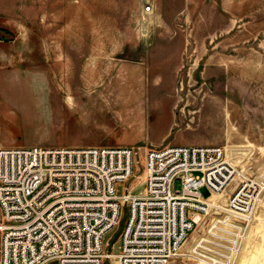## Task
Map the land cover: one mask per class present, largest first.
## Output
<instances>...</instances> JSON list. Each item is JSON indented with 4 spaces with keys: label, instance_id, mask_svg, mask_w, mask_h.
I'll return each instance as SVG.
<instances>
[{
    "label": "rangeland",
    "instance_id": "374dc122",
    "mask_svg": "<svg viewBox=\"0 0 264 264\" xmlns=\"http://www.w3.org/2000/svg\"><path fill=\"white\" fill-rule=\"evenodd\" d=\"M21 11L0 15V147L132 146L140 190L148 149L223 145L237 172L168 264H264V0H22ZM47 40L69 41L67 70L47 64ZM78 51L103 57L83 65ZM243 185L250 204L231 209ZM126 211L104 264H116Z\"/></svg>",
    "mask_w": 264,
    "mask_h": 264
},
{
    "label": "built area",
    "instance_id": "2783aa9c",
    "mask_svg": "<svg viewBox=\"0 0 264 264\" xmlns=\"http://www.w3.org/2000/svg\"><path fill=\"white\" fill-rule=\"evenodd\" d=\"M136 155L126 145L0 147V264H104L124 207L117 264L172 261L237 168L220 144L152 147L136 190ZM243 186L231 209L248 208Z\"/></svg>",
    "mask_w": 264,
    "mask_h": 264
},
{
    "label": "crops",
    "instance_id": "0c3cea01",
    "mask_svg": "<svg viewBox=\"0 0 264 264\" xmlns=\"http://www.w3.org/2000/svg\"><path fill=\"white\" fill-rule=\"evenodd\" d=\"M21 10H22V0H0V15H9V16L18 15V16H20L22 13ZM2 42L3 41H1L0 44ZM10 42L14 48L15 47H21L22 42H23V44H31V41L12 40ZM66 43H69V41H66V40H47L44 43L47 46L41 45L42 47L46 46L44 48H47V50H46V58L48 60L47 64H50V62H51V64L53 65L54 61H55L56 65L58 66V64H61L60 60L62 59V57L64 55L66 56L67 60L69 59V57H70L69 52L64 50L65 47L67 46ZM79 44H80V42H79ZM53 47L58 48V49L61 48V50L54 51ZM67 47H69V46H67ZM78 48H80V46H78ZM89 54H90V55H88L89 58L87 59L86 58L87 55L85 54V52H83V51L77 52V56L79 58H81V64L86 65L88 62V64L90 63L91 65H93V64L97 65L98 63L101 62V61L100 62L97 61V60L102 59V57H103L101 52L93 51V52H90ZM66 64H68V62L67 63L65 62V69L67 70ZM61 69L65 70L64 67L62 66V64H61ZM141 141H143V140H141ZM151 141H153V140H151Z\"/></svg>",
    "mask_w": 264,
    "mask_h": 264
},
{
    "label": "bare ground",
    "instance_id": "6f19581e",
    "mask_svg": "<svg viewBox=\"0 0 264 264\" xmlns=\"http://www.w3.org/2000/svg\"><path fill=\"white\" fill-rule=\"evenodd\" d=\"M137 155H138V153H137ZM114 260H116V258ZM116 264H117V260H116Z\"/></svg>",
    "mask_w": 264,
    "mask_h": 264
}]
</instances>
